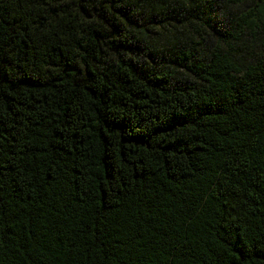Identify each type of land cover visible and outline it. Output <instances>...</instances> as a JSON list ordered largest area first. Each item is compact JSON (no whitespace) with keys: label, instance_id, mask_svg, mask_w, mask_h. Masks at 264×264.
Instances as JSON below:
<instances>
[{"label":"trees","instance_id":"obj_1","mask_svg":"<svg viewBox=\"0 0 264 264\" xmlns=\"http://www.w3.org/2000/svg\"><path fill=\"white\" fill-rule=\"evenodd\" d=\"M0 264H264V0H0Z\"/></svg>","mask_w":264,"mask_h":264}]
</instances>
